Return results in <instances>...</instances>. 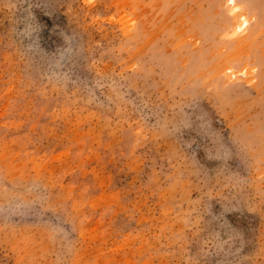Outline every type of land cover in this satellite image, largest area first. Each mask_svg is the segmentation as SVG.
Wrapping results in <instances>:
<instances>
[{"label": "rangeland", "instance_id": "rangeland-1", "mask_svg": "<svg viewBox=\"0 0 264 264\" xmlns=\"http://www.w3.org/2000/svg\"><path fill=\"white\" fill-rule=\"evenodd\" d=\"M0 264H264V0H0Z\"/></svg>", "mask_w": 264, "mask_h": 264}]
</instances>
